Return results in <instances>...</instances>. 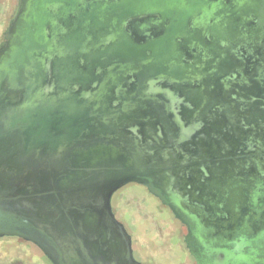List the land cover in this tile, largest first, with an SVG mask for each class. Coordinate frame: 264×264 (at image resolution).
Wrapping results in <instances>:
<instances>
[{"label": "water", "instance_id": "obj_1", "mask_svg": "<svg viewBox=\"0 0 264 264\" xmlns=\"http://www.w3.org/2000/svg\"><path fill=\"white\" fill-rule=\"evenodd\" d=\"M262 42L264 0H19L0 45V237L35 243L53 264H141L111 207L140 180L137 158L124 172L77 166L75 152H135L139 123L155 119L175 145L153 85L206 80L209 113L230 49ZM175 157L166 188L147 184L187 226L196 264H264V180L249 189L217 159L189 181Z\"/></svg>", "mask_w": 264, "mask_h": 264}, {"label": "flooded vegetation", "instance_id": "obj_2", "mask_svg": "<svg viewBox=\"0 0 264 264\" xmlns=\"http://www.w3.org/2000/svg\"><path fill=\"white\" fill-rule=\"evenodd\" d=\"M2 42L3 39L0 45ZM230 50L233 53L229 54L223 65L224 70L219 74L217 88L219 92L215 95L219 97V107L211 109L209 113L205 112L209 95L206 80L192 79L183 82L177 79L170 82L159 81L153 85L152 92L155 91L157 100L162 102L160 108L168 110L165 116L171 122L169 134L177 140L175 145L165 135L166 131L160 121L155 119L151 124L139 123L137 138H140V149L130 151V155L128 151L125 152L127 147L114 144L82 148L75 152L77 166L95 168L100 165L99 167L124 169V172L135 156L137 174L141 175V178L139 181H129L112 192L111 207L115 217L128 231L120 217L116 199L127 186L136 185L144 188L182 225L183 241L195 264V257L190 253L186 243L187 226L150 190L147 180H152L157 188H166L170 178L166 176L164 169L176 159L175 154L180 161H187L189 172L184 174L189 173L187 175L189 181L200 180L202 177L204 179L209 161L217 159L219 171H225L223 173L225 176L252 180L249 189L256 187L254 181L264 180V42L255 49L245 45H233ZM191 60L192 56L189 55L188 61ZM216 85L218 87V83ZM164 90L166 92H163ZM149 128L154 133L152 138L145 135ZM160 136L163 146L171 150L168 159L159 154L160 144L157 138ZM6 238L28 244L47 257L33 242L18 236L0 237V240ZM132 245L136 258L133 236Z\"/></svg>", "mask_w": 264, "mask_h": 264}, {"label": "rangeland", "instance_id": "obj_3", "mask_svg": "<svg viewBox=\"0 0 264 264\" xmlns=\"http://www.w3.org/2000/svg\"><path fill=\"white\" fill-rule=\"evenodd\" d=\"M19 0H0V42ZM121 219L133 236L135 256L143 264H195L183 241V227L171 212L136 185L116 199ZM0 264H53L36 248L11 238L0 240Z\"/></svg>", "mask_w": 264, "mask_h": 264}]
</instances>
